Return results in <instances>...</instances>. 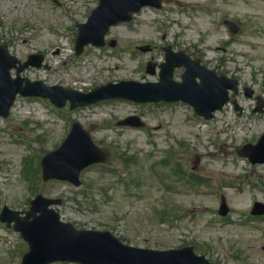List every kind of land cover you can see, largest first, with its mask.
Segmentation results:
<instances>
[{
	"label": "rangeland",
	"instance_id": "1",
	"mask_svg": "<svg viewBox=\"0 0 264 264\" xmlns=\"http://www.w3.org/2000/svg\"><path fill=\"white\" fill-rule=\"evenodd\" d=\"M97 3L0 0V43L21 59L34 52L44 55L49 67H29L22 73L29 79L85 91L122 79L158 80L157 69L150 74L145 64L162 61L158 45L175 42L217 72L238 77L242 85L264 95V42L255 35L264 31V0H164L162 9L144 7L130 22L110 27L106 39H115L114 47L88 44L76 56V24L85 21ZM223 18L235 20L243 27L241 32L231 36ZM215 28L221 30L219 34L208 31ZM145 43L153 50L136 48ZM55 50L59 53L54 54ZM182 71L175 70V76ZM88 73L89 79L85 78ZM237 99L244 107L242 116L228 104L214 119L205 121L183 102L109 100L70 110L48 105L39 97L17 96L8 116L0 117V210L3 205L27 209L30 199L41 193L62 198L58 207L62 219L77 226L109 229L126 243L171 248L194 240L197 249L204 246L206 256L218 264H264V216L257 219L249 214L253 201L264 200V166L258 168L262 179L254 174V183L244 182L241 173L235 177L238 171L233 167L225 171L230 160L236 159L237 147L264 127V116L251 112L253 99L240 93ZM130 114L141 116L145 126L116 125ZM73 121L110 151L107 169L88 166L78 188L66 181L41 180L32 187L24 172V158L56 147ZM198 128L204 133L199 135ZM136 158L138 165L131 168ZM238 161L249 169L245 160ZM165 164H172V169L180 164L184 177L194 171L207 180L194 183L193 178L192 183L184 177L172 178L171 170L164 173L168 171ZM170 175L177 179L175 185L165 181ZM83 190L88 191L84 194ZM219 192L231 207V214L220 223L210 213L217 207ZM4 238L25 249L19 233L0 222V264H18Z\"/></svg>",
	"mask_w": 264,
	"mask_h": 264
},
{
	"label": "water",
	"instance_id": "2",
	"mask_svg": "<svg viewBox=\"0 0 264 264\" xmlns=\"http://www.w3.org/2000/svg\"><path fill=\"white\" fill-rule=\"evenodd\" d=\"M159 0H100V5L95 9L93 15L98 23L105 20L104 16L109 15L111 10L115 11V14H121L123 12V5L126 8H138L145 3L158 4ZM132 4L134 6H132ZM15 64L14 58L7 55L5 47L0 48V97L4 102L8 98L7 106L11 103V100L16 93L17 87L11 86V81L8 76V70ZM172 66L169 63L162 64L161 82L151 84H138L129 83L132 85L131 90L128 92L129 97L138 101H156L159 99L170 100L178 99L177 97L183 96L184 100H188L196 108L198 112H203L206 108L212 110L225 101L227 97V88L236 86L235 80H231L225 76H216L214 72L206 70L204 68H198L195 66L188 67V72L184 75V82L179 84L171 80L170 71ZM198 75L201 78V83L196 84L194 77ZM144 88L141 92L140 88ZM189 88L190 94L185 96L180 91L187 90ZM36 93V92H29ZM250 95V94H249ZM8 96V97H7ZM99 96V95H98ZM95 97H97L95 95ZM213 102L215 104H213ZM6 106V107H7ZM77 130H74L68 137L63 146H69L74 141L81 140V137L76 135ZM81 146V145H79ZM58 152L47 155L42 163H45L47 159L54 157ZM72 174V173H71ZM58 176L56 173L45 172L44 177ZM61 177H70V174L64 172ZM31 212H27L30 215ZM29 217V216H28ZM1 219H4L2 214ZM28 219V218H27ZM45 218L41 217L37 221L31 220L32 228L38 233L37 239L34 234H29L27 239L31 246L34 248H40L41 245L46 248L50 247L52 250L59 248L67 254L69 258L83 259L89 264H157L158 261L163 259L164 254L157 253L156 251L149 252L138 250L130 247H125L122 251H117L113 247L108 248V256L98 257L99 252H95L101 249L105 245L106 241L103 236L105 233H89V232H77L74 236H69L63 231L62 228H55L51 226L50 222H44ZM175 253L171 251L170 254ZM139 260L138 262H130Z\"/></svg>",
	"mask_w": 264,
	"mask_h": 264
},
{
	"label": "bare ground",
	"instance_id": "3",
	"mask_svg": "<svg viewBox=\"0 0 264 264\" xmlns=\"http://www.w3.org/2000/svg\"><path fill=\"white\" fill-rule=\"evenodd\" d=\"M88 77H89V78L91 77V73H88L87 75H85V78H88ZM89 78H88V79H89Z\"/></svg>",
	"mask_w": 264,
	"mask_h": 264
}]
</instances>
